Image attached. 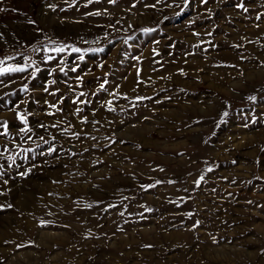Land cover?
Instances as JSON below:
<instances>
[{"label":"rangeland","instance_id":"obj_1","mask_svg":"<svg viewBox=\"0 0 264 264\" xmlns=\"http://www.w3.org/2000/svg\"><path fill=\"white\" fill-rule=\"evenodd\" d=\"M0 61V264H264V0H0Z\"/></svg>","mask_w":264,"mask_h":264},{"label":"snow or ice","instance_id":"obj_2","mask_svg":"<svg viewBox=\"0 0 264 264\" xmlns=\"http://www.w3.org/2000/svg\"><path fill=\"white\" fill-rule=\"evenodd\" d=\"M111 2H115V0H111ZM54 50L57 52H60V51H63L64 49L63 48H56ZM73 50L76 52L80 51V49H78V48L73 49ZM50 59H51V57H50ZM81 59H83V57H81ZM0 63H3V61H0ZM23 70H24L23 68H7V69L0 68V75L4 74L5 72H17V71H23ZM101 87H103V85H101ZM251 99H254V97ZM225 115H226V113H225ZM21 119H23V117H21ZM201 179H203V177H201Z\"/></svg>","mask_w":264,"mask_h":264}]
</instances>
